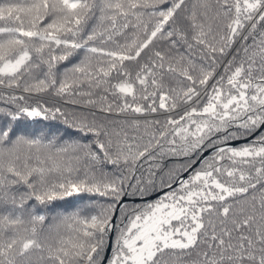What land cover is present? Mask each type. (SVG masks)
Returning <instances> with one entry per match:
<instances>
[{"label": "snow or ice", "instance_id": "1", "mask_svg": "<svg viewBox=\"0 0 264 264\" xmlns=\"http://www.w3.org/2000/svg\"><path fill=\"white\" fill-rule=\"evenodd\" d=\"M0 264H264V0H0Z\"/></svg>", "mask_w": 264, "mask_h": 264}]
</instances>
